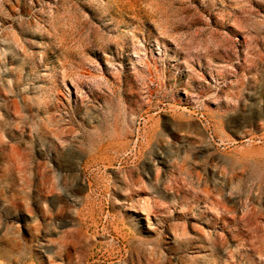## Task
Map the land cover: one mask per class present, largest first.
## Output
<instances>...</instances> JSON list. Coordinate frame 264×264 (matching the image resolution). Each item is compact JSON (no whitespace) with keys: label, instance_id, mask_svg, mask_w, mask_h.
Masks as SVG:
<instances>
[{"label":"rangeland","instance_id":"rangeland-1","mask_svg":"<svg viewBox=\"0 0 264 264\" xmlns=\"http://www.w3.org/2000/svg\"><path fill=\"white\" fill-rule=\"evenodd\" d=\"M0 264H264V0H0Z\"/></svg>","mask_w":264,"mask_h":264},{"label":"bare ground","instance_id":"bare-ground-1","mask_svg":"<svg viewBox=\"0 0 264 264\" xmlns=\"http://www.w3.org/2000/svg\"><path fill=\"white\" fill-rule=\"evenodd\" d=\"M236 193H238V190H237V192ZM247 215V214H246ZM234 218V217H233Z\"/></svg>","mask_w":264,"mask_h":264}]
</instances>
